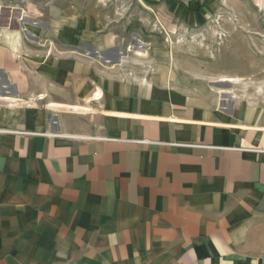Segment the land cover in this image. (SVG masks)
I'll return each instance as SVG.
<instances>
[{"label":"crops","instance_id":"1","mask_svg":"<svg viewBox=\"0 0 264 264\" xmlns=\"http://www.w3.org/2000/svg\"><path fill=\"white\" fill-rule=\"evenodd\" d=\"M127 45L0 0V264H264V107Z\"/></svg>","mask_w":264,"mask_h":264},{"label":"rangeland","instance_id":"2","mask_svg":"<svg viewBox=\"0 0 264 264\" xmlns=\"http://www.w3.org/2000/svg\"><path fill=\"white\" fill-rule=\"evenodd\" d=\"M155 1L48 0L67 15L94 19L101 32L117 33L129 45L141 44L147 54L132 51L129 67L135 59L139 68L164 69L209 88L217 100L225 99L223 105L264 107V2L211 0L199 7L200 0ZM249 224L262 249L264 220Z\"/></svg>","mask_w":264,"mask_h":264},{"label":"built area","instance_id":"3","mask_svg":"<svg viewBox=\"0 0 264 264\" xmlns=\"http://www.w3.org/2000/svg\"><path fill=\"white\" fill-rule=\"evenodd\" d=\"M20 20H23V17L20 18ZM23 31L26 32V30L23 28ZM138 44V43H137ZM136 49L137 50H142V46L141 44H139L138 46H134V45H127L126 48H125V53H130V52H134L136 54ZM56 135V134H55Z\"/></svg>","mask_w":264,"mask_h":264},{"label":"trees","instance_id":"4","mask_svg":"<svg viewBox=\"0 0 264 264\" xmlns=\"http://www.w3.org/2000/svg\"><path fill=\"white\" fill-rule=\"evenodd\" d=\"M148 1V0H147ZM163 0H156L155 2H153L154 5H158L162 2ZM201 1V4L199 7H202L204 5H206L209 1L211 0H200ZM199 9L197 8L196 12L198 11Z\"/></svg>","mask_w":264,"mask_h":264},{"label":"bare ground","instance_id":"5","mask_svg":"<svg viewBox=\"0 0 264 264\" xmlns=\"http://www.w3.org/2000/svg\"><path fill=\"white\" fill-rule=\"evenodd\" d=\"M147 53H146V51L145 50H142V51H138V52H136V56H140V57H143V56H145ZM79 109V108H78Z\"/></svg>","mask_w":264,"mask_h":264}]
</instances>
